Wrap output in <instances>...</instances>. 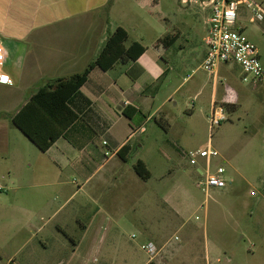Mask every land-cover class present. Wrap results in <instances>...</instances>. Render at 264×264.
I'll use <instances>...</instances> for the list:
<instances>
[{"label":"crops","instance_id":"0c3cea01","mask_svg":"<svg viewBox=\"0 0 264 264\" xmlns=\"http://www.w3.org/2000/svg\"><path fill=\"white\" fill-rule=\"evenodd\" d=\"M114 2L0 0V42L7 52L6 62L0 68V155L8 159L12 153L11 127L20 134L18 138L25 149H22L23 155L28 151L26 153L42 164L31 183L21 188L15 184L12 187L14 194L31 199L30 206L23 208L28 213L47 210L52 213L51 218L55 217L72 197L81 193L104 199L122 178L121 195L144 200L148 197L144 188L151 177L143 179L134 167L137 161H143L150 169L146 160L137 157L145 147L153 123L163 127L170 125V114L165 109L171 102L179 106L176 95L189 84L182 96L187 95L200 105L199 111L204 113L205 120L213 107L225 110V105H234L235 109L239 103L236 90L229 84L221 86L219 83L220 73L230 63L220 65L215 75L205 73L204 77L195 78L207 54L205 37L211 14L209 6L201 5L202 18L195 29L199 40L188 50L189 40L185 41L187 45L176 47L183 36L181 28L164 34V37L159 36L151 46H146L142 37L132 38L127 27L114 18V12L120 6ZM123 16L128 18L125 12ZM128 20L133 22L131 16ZM119 27L128 32L127 47L139 42L145 52L136 61H118L107 71L98 66L93 68L86 83L69 101V107L78 115L77 120L46 152L41 151L16 127L14 115L41 86L84 72L95 61L109 35ZM195 62H200L198 68L191 67L187 72ZM205 93H208L209 105L202 107L199 101L205 100ZM194 115V111L189 114L190 117ZM165 142L175 148L178 145L171 138ZM67 170L77 174L83 182L60 203L59 198L69 194L64 180ZM95 178H98L97 184L91 187ZM187 198L188 205L194 204L192 197ZM164 205L171 210L170 219L166 214L155 222L142 221L144 234L151 239L149 242L160 248L154 260L148 257L142 264L151 261L157 264L234 263L232 256H228L224 263L212 256L208 237L202 233L200 225L189 220L185 207L170 204L167 199ZM117 215L121 216V213L111 202V209L100 205L88 220L76 218L70 212L64 223L59 222L61 230L72 222V229L81 231L80 237L73 239L70 261L78 264H134L130 251L119 254L117 240L111 249L98 248V239L92 232L102 230L107 223H110L111 230L120 231L125 220ZM127 222L138 223L135 219H127ZM66 236L73 237L67 232ZM5 243L0 237V264H39L32 254L18 259L17 252L8 253Z\"/></svg>","mask_w":264,"mask_h":264},{"label":"rangeland","instance_id":"374dc122","mask_svg":"<svg viewBox=\"0 0 264 264\" xmlns=\"http://www.w3.org/2000/svg\"><path fill=\"white\" fill-rule=\"evenodd\" d=\"M207 1L115 0L114 5L120 6L115 10L114 18L127 27L132 38L142 37L146 46L154 44L159 36L164 37V34L181 28L183 36L176 47L187 45L185 41L189 40L187 49L190 50L199 40L195 29L202 18L201 5ZM254 1L264 8V0ZM123 12L128 18L131 16L133 22L125 18ZM236 28L243 29L245 36L258 48L264 65V20H255L248 6L242 4ZM192 64L187 72L191 67L197 69L200 62ZM205 73L199 70L195 78L204 77ZM241 78L242 71L234 63L225 65L220 73V85L229 84L235 89L239 103L234 110L224 107L227 120L213 131H210L209 121L204 119V113L199 111L200 105L188 99L187 95L182 96L189 84L175 97L179 106L174 102L167 105L165 110L170 114V125L163 127L153 123L145 147L137 157L146 160L152 174L144 188L148 196L144 200L121 195L122 178L104 199L98 196L90 198L81 193L72 197L66 208L55 217L51 218L52 213L47 210L28 213L23 208L30 206L31 199L14 194L12 187L15 184L21 188L31 183L42 164L26 153L28 151L23 155L22 149H25L19 141L20 134L10 127L12 153L8 159L0 155V187L3 188L0 191V237L7 244V252H17L18 259L32 254L39 264H78L70 261V256L73 254V239L80 237L81 231L73 230L72 222L61 230L58 223H64L70 212L76 218L88 220L98 206L111 209V202H114L121 213L117 216L125 222L120 231L111 230L110 223L104 224L102 230H93L98 248L111 249L117 240L119 254L128 250L133 263L142 264L149 257L142 250V245L151 240L144 234L142 221L155 222L166 214L170 219L171 210L164 205L167 199L170 204L185 207L189 220L200 225L202 233L209 239L213 257L220 258L222 263L232 256L233 264H264V85L254 88ZM203 99L199 101L202 107L209 105L208 93ZM193 111L195 115L190 117ZM167 138L175 140L177 147L167 144ZM210 143L221 154L213 161V169L218 166L224 168L223 178L227 185L212 189L207 198L197 186L204 168L191 166L188 158L179 151L205 149ZM97 179H93L91 187L97 184ZM64 180L69 194L62 195L60 203L66 201L83 182L70 170L64 172ZM187 196L194 199V204H187ZM127 219H135L138 223L127 222ZM41 226L43 228L39 230ZM66 232L73 237L70 239Z\"/></svg>","mask_w":264,"mask_h":264},{"label":"built area","instance_id":"2783aa9c","mask_svg":"<svg viewBox=\"0 0 264 264\" xmlns=\"http://www.w3.org/2000/svg\"><path fill=\"white\" fill-rule=\"evenodd\" d=\"M246 4L255 20H264V8L254 0H208L203 3L209 6L211 14L207 22L205 44L207 54L200 69L215 75L222 64L234 63L242 71V81L251 84L254 88L264 85V65L261 62L258 48L245 36L243 29L236 28L239 6ZM7 52L0 42V68L6 62ZM5 81V79H2ZM227 120L222 107H213L208 118L210 131ZM180 152L185 155L191 166H202L204 171L199 177L197 186L208 198L212 189L225 188L227 182L223 178L225 170L222 166L213 169V161L221 154L211 143L205 149ZM3 188L0 187V191ZM176 240L179 238L176 236ZM142 250L154 260L160 248L148 242L142 245Z\"/></svg>","mask_w":264,"mask_h":264},{"label":"trees","instance_id":"16d2710c","mask_svg":"<svg viewBox=\"0 0 264 264\" xmlns=\"http://www.w3.org/2000/svg\"><path fill=\"white\" fill-rule=\"evenodd\" d=\"M127 39L128 32L122 27L117 28L84 72L41 86L14 115L16 127L41 151L46 152L77 120L78 115L69 107V101L86 83L91 70L98 66L107 71L118 61H136L145 52V47L139 42L127 47ZM225 108L234 110V105H225ZM134 168L143 179L151 177L143 161H137ZM148 264L157 263L151 261Z\"/></svg>","mask_w":264,"mask_h":264}]
</instances>
